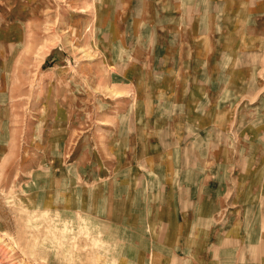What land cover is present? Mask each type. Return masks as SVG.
Returning <instances> with one entry per match:
<instances>
[{
  "label": "crops",
  "instance_id": "crops-1",
  "mask_svg": "<svg viewBox=\"0 0 264 264\" xmlns=\"http://www.w3.org/2000/svg\"><path fill=\"white\" fill-rule=\"evenodd\" d=\"M107 8L102 108L50 121L32 200L119 231L125 264H264V0Z\"/></svg>",
  "mask_w": 264,
  "mask_h": 264
},
{
  "label": "rangeland",
  "instance_id": "rangeland-1",
  "mask_svg": "<svg viewBox=\"0 0 264 264\" xmlns=\"http://www.w3.org/2000/svg\"><path fill=\"white\" fill-rule=\"evenodd\" d=\"M107 6L108 0H0V261L5 264H125L129 247L119 231L38 205L31 193L46 171L23 169L57 115L67 116L68 127L75 129L82 125L78 117L101 110L91 105L95 92L103 96L108 90L97 83L106 81L98 72L110 61L104 53L100 57L113 34L106 27ZM117 92L122 93L108 91Z\"/></svg>",
  "mask_w": 264,
  "mask_h": 264
},
{
  "label": "bare ground",
  "instance_id": "bare-ground-1",
  "mask_svg": "<svg viewBox=\"0 0 264 264\" xmlns=\"http://www.w3.org/2000/svg\"><path fill=\"white\" fill-rule=\"evenodd\" d=\"M117 93H118V92H117ZM118 94H119V93H118ZM118 94H117V95H118ZM19 206H20V205H19ZM36 206H37V205H36ZM33 207H34V205H33ZM21 208H23V207H21ZM24 209H25V208H24ZM21 211H22V210H20V212H21ZM25 211H26V210H25ZM35 211H36V210H35ZM28 212H29V211H28ZM28 214L31 216L30 212H29ZM34 214H35V213H33L32 216H34ZM29 215H28V216H29ZM32 216H31V217H32ZM49 217H50V216H49ZM26 218H27V217H26ZM28 218H29V217H28ZM30 219H33V218H30ZM30 219H29V220H30ZM45 219H46V218H45ZM21 220H22V219H21ZM36 220H37V219H36ZM37 221H38V220H37ZM28 222H29V221H28ZM30 222H31V221H30ZM30 224H31V223H30ZM34 224H35V223H34ZM39 224H40V223H39ZM26 225L28 226L27 223H26ZM27 226H26V227H27ZM34 227H35V226H34ZM37 227H38V225H37ZM28 228H29V227H28ZM30 228H31V227H30ZM35 228H36V227H35ZM21 229H22V228H21ZM21 229H19V231H20ZM36 229H37V228H36ZM22 231H23V230H22ZM17 232H18V231H17ZM17 232H16V233H17ZM29 232H30V230H29ZM18 233H19V232H18ZM18 236H19V235H18ZM15 243H16V242H15ZM113 243H114V242H113ZM27 246H28V245H27ZM24 248H26V247H24ZM3 254H4V253H3ZM91 257H92V256H91ZM2 258H3V257H2ZM70 259H71V258H70ZM115 261H116V260H115ZM0 264H5V263L2 262V261H0Z\"/></svg>",
  "mask_w": 264,
  "mask_h": 264
}]
</instances>
